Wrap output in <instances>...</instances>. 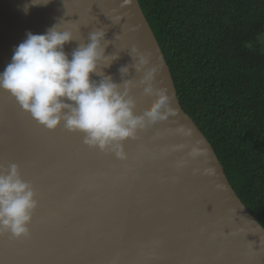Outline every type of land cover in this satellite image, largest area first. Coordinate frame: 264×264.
I'll return each instance as SVG.
<instances>
[{
  "label": "water",
  "instance_id": "water-1",
  "mask_svg": "<svg viewBox=\"0 0 264 264\" xmlns=\"http://www.w3.org/2000/svg\"><path fill=\"white\" fill-rule=\"evenodd\" d=\"M59 20L82 42L106 31V54L118 59L103 71L116 83L118 69L134 64L133 48L147 57L125 77L136 115L155 99L144 95L147 83L166 90L170 105L165 119L124 142L127 158L119 159L63 124L48 130L0 90V165L17 164L38 201L29 236L0 234V264H264V226L182 107L139 0H0V72L27 32L42 34Z\"/></svg>",
  "mask_w": 264,
  "mask_h": 264
},
{
  "label": "trees",
  "instance_id": "trees-1",
  "mask_svg": "<svg viewBox=\"0 0 264 264\" xmlns=\"http://www.w3.org/2000/svg\"><path fill=\"white\" fill-rule=\"evenodd\" d=\"M184 110L264 226V0H139Z\"/></svg>",
  "mask_w": 264,
  "mask_h": 264
},
{
  "label": "clouds",
  "instance_id": "clouds-1",
  "mask_svg": "<svg viewBox=\"0 0 264 264\" xmlns=\"http://www.w3.org/2000/svg\"><path fill=\"white\" fill-rule=\"evenodd\" d=\"M49 2L31 0V5ZM29 7L24 5L25 14ZM72 42L76 47L69 53L65 45ZM109 44L103 28L90 31L82 42L72 30L62 27L60 20L42 34L29 31L0 72V90L8 92L22 110L48 130L63 124L67 131L82 133L85 145L126 159L124 142L135 139L147 125L165 119L171 98L166 90H154L147 83L151 80L149 72L141 83H147L144 95H154L155 99L136 115V103L130 96L133 81L125 77L131 67L138 72L149 61L143 54L133 56V48L130 55L134 64L118 69L122 83H116L103 71L118 59L117 54H106ZM37 207L34 186L22 178L19 166L0 165V234L29 236Z\"/></svg>",
  "mask_w": 264,
  "mask_h": 264
},
{
  "label": "rangeland",
  "instance_id": "rangeland-1",
  "mask_svg": "<svg viewBox=\"0 0 264 264\" xmlns=\"http://www.w3.org/2000/svg\"><path fill=\"white\" fill-rule=\"evenodd\" d=\"M260 44L264 46V36L261 37Z\"/></svg>",
  "mask_w": 264,
  "mask_h": 264
},
{
  "label": "snow or ice",
  "instance_id": "snow-or-ice-1",
  "mask_svg": "<svg viewBox=\"0 0 264 264\" xmlns=\"http://www.w3.org/2000/svg\"><path fill=\"white\" fill-rule=\"evenodd\" d=\"M0 239H4V237L0 238Z\"/></svg>",
  "mask_w": 264,
  "mask_h": 264
}]
</instances>
